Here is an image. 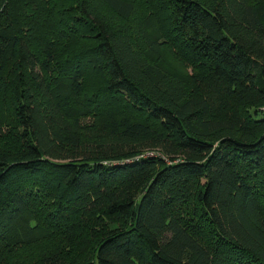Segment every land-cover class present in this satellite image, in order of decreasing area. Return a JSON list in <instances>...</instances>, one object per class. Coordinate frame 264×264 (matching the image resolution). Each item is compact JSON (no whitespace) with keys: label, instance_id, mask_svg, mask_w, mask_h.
Masks as SVG:
<instances>
[{"label":"trees","instance_id":"16d2710c","mask_svg":"<svg viewBox=\"0 0 264 264\" xmlns=\"http://www.w3.org/2000/svg\"><path fill=\"white\" fill-rule=\"evenodd\" d=\"M147 1L0 0V242L28 210L39 253L8 264H264V0L166 2L230 122L151 55Z\"/></svg>","mask_w":264,"mask_h":264},{"label":"rangeland","instance_id":"374dc122","mask_svg":"<svg viewBox=\"0 0 264 264\" xmlns=\"http://www.w3.org/2000/svg\"><path fill=\"white\" fill-rule=\"evenodd\" d=\"M166 2L167 0H152L151 6L147 5L149 3L148 1L147 3L142 2L139 6V11L144 14H146L145 12L149 9H152L151 15L148 16L146 14V21L149 19L151 22L155 21L156 23L154 29L151 28L152 30H150L147 28V31L150 37L156 42V45L160 46V54L151 53V55L156 54L154 56L158 57L161 65L184 83L189 94L193 95L194 93H197L198 96L206 99L208 102V119L215 122L232 121V114L229 109L224 106L225 99L223 96L209 94V90L206 86L204 87L203 81L207 76V66L205 63L197 57H191L190 54L182 48L179 50L178 47L180 42L174 36H169V22ZM163 39L166 40V43L163 42ZM90 88H93V85ZM70 111L71 109H69V114ZM122 112H124L123 114H129L133 117L137 115L135 111L130 109L128 110L127 108L126 110L123 109ZM75 115L76 111H71V117ZM80 119L82 138H85L84 144H86V146L90 144V147H92L93 139H91V136L97 134V129L100 126L98 124L99 120L94 115H88L86 113L82 114ZM13 132L14 131L10 129L6 130V133L10 136H13ZM1 145L2 149L6 150H9V148L13 150L16 146L10 138L7 141V137L4 142H1ZM148 152L150 153H147L145 157H153L155 155V152L153 153V151ZM18 182L19 184L15 185H18L17 187H19L20 190H23V193H26V197L30 198L28 197L30 196L28 194L32 193L30 186H33V183L31 181L22 182V180H19ZM28 213L29 211L27 210L19 216L12 229L8 232L6 239L2 240V243L0 242L1 246H5L8 249L4 252L7 256L2 261V264H8L10 259L16 256L15 253H17L20 258V262L26 260L27 257L35 258V256L39 254L36 252V248L34 246L35 242L33 240L32 242L29 241V239H34L36 230L32 231L33 223L31 221L28 222ZM19 243H26L24 249H28V251L23 252L22 247L24 246L19 247Z\"/></svg>","mask_w":264,"mask_h":264},{"label":"built area","instance_id":"2783aa9c","mask_svg":"<svg viewBox=\"0 0 264 264\" xmlns=\"http://www.w3.org/2000/svg\"><path fill=\"white\" fill-rule=\"evenodd\" d=\"M261 111H264V107H262Z\"/></svg>","mask_w":264,"mask_h":264}]
</instances>
